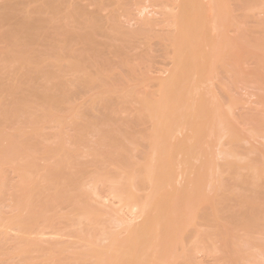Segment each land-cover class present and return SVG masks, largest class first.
Wrapping results in <instances>:
<instances>
[{
  "label": "rangeland",
  "instance_id": "1",
  "mask_svg": "<svg viewBox=\"0 0 264 264\" xmlns=\"http://www.w3.org/2000/svg\"><path fill=\"white\" fill-rule=\"evenodd\" d=\"M196 1L0 0V264H264V0Z\"/></svg>",
  "mask_w": 264,
  "mask_h": 264
},
{
  "label": "bare ground",
  "instance_id": "2",
  "mask_svg": "<svg viewBox=\"0 0 264 264\" xmlns=\"http://www.w3.org/2000/svg\"><path fill=\"white\" fill-rule=\"evenodd\" d=\"M184 1H186V0H184ZM188 1H189V0H188ZM193 1H194V0H193ZM195 1H196V0H195ZM196 2H197V1H196ZM197 3H198V2H197ZM183 4H184V3H183ZM187 4H189V3H187ZM195 4H196V3H195ZM195 4H194V5H195ZM185 5H186V3H185ZM194 5H193V6H194ZM214 6H215V5H214ZM185 8H186V7H184V9H185ZM179 9H181V8H179ZM193 11H194V10H193ZM179 12H180V11H179ZM181 12H182V11H181ZM185 13H187V12H185ZM192 13L194 14V12H192ZM187 15H188V14H187ZM190 16H191V15H190ZM216 17H217V16H216ZM187 18H188V17H187ZM192 18H193V16H192ZM178 22H179V21H178ZM177 25H178V23H177ZM188 26H189V24H188ZM185 28H186V27H185ZM186 29H187V28H186ZM189 29H190V28H189ZM194 29H195V28H193V30H194ZM195 30L197 31V29H195ZM181 32H182V31H181ZM181 32H180V33H181ZM184 32H187V31H184ZM184 32H182V33L184 34ZM183 34L180 35V36H181V37H182V36L184 37V36H186V35L189 36V33H188V34H184V35H183ZM192 34H193V31H192ZM177 36H178V35H177ZM181 37H180L179 40H181V39L183 38V37H182V38H181ZM191 37H192V36H191ZM191 37H190V38H191ZM194 39H195V37H194ZM183 40H184V39H183ZM185 40H186V39H185ZM185 40H184V41H185ZM181 41H182V40H181ZM181 41H180L179 43L182 44V42H183V44H184L185 42H187V41H191V40H186L185 42H184V41L181 42ZM194 41H195V40H194ZM176 42H178V41H176ZM187 43H189V42H187ZM183 44H182V45H183ZM182 45H181V46H182ZM189 45H191V46L193 47V43H192V44L190 43ZM185 47H186V44H185ZM188 47H189V46H188ZM189 48H190V47H189ZM184 49H185V48H184ZM191 49H193V48H190V50H191ZM195 49H196V48H195ZM178 51H179V50H178ZM187 51H188V50H187ZM189 52H190V51H189ZM193 52H194V51H193ZM176 53H177V52H176ZM191 53H192V51H191ZM194 53H195V52H194ZM196 54H197V53H196ZM196 54H192V55L189 54V55L191 56L192 60L194 59V56H193V55H195V57H196ZM179 55H180V54H179ZM192 56H193V57H192ZM180 58H182V54H181V57H180ZM185 58H187V57H185ZM185 58L183 59V61L185 60ZM181 60H182V59H181ZM194 60H195L194 62H196V58H195ZM194 62H193V63H194ZM187 63L190 64L188 61H187ZM193 63H192V64H193ZM192 64H190L191 69H193V68L196 69V67H193V68H192ZM181 65H182V64H181ZM182 66H183V65H182ZM193 66H195V65H193ZM186 67L189 68V65L186 66ZM177 68H178V66H177ZM181 68H182V67H181ZM191 69H189V70H191ZM195 69H194V72H195ZM181 70L184 71L183 69H181ZM186 70H187V69H186ZM198 70H199V69H198ZM182 71H181V72H182ZM178 72H179V71H178ZM184 72H185V71H184ZM189 72H190V71H189ZM189 72H188V73H189ZM194 72H193V73H194ZM184 74L186 75V73H184ZM191 74H192V73H191ZM179 75H180V74H179ZM182 75H183V73H182ZM173 76H174V75H173ZM176 76H178V75H176ZM183 76H184V75H183ZM171 77H172V76H171ZM171 77H170V78H171ZM174 77H175V76H174ZM179 77H180V76H179ZM182 78H183V77H182ZM171 79H173V77H172ZM174 79H175V78H174ZM179 79H180V78H177L176 80L180 81ZM167 81H168V80H167ZM170 81H171V80H170ZM168 83H169V84L164 83V84H165L164 86L161 84L164 88L162 87V89H160V90L162 91L163 89H165V90H163V91H165V93H166V94L164 93V94H162V95H163V96L166 95V97H167V98L164 97L165 99H163V97L161 96L162 101L160 100L159 105L161 106V103H162V107H163V106L165 107V105H166V103H167L169 97H170L171 99L173 98V100H174V97H172V96H175V97H176L177 92H178V91L180 92V90H181V88H182V87H180V85H179L178 88H180V90L177 91L178 88L175 89V88H173V87H172V88L170 87V86H172L173 83H171V82H168ZM178 83H179V82H178ZM178 83H177V84H178ZM182 83H183V82H181V84H182ZM179 84H180V83H179ZM183 85H184V84H183ZM175 91H176V92H175ZM179 92H178V94H179ZM161 93H162V92H161ZM175 94H176V95H175ZM159 98H160V97H159ZM176 98H177V97H176ZM176 98H175V99H176ZM178 98H179V97H178ZM178 98H177V99H178ZM178 101H179V100H178ZM171 102H172V100H171ZM157 103H158V102H157ZM178 103H179V102H177V104H178ZM180 103L182 104L181 101H180ZM169 104H170V102L168 103V106H169ZM177 104H176V105H177ZM159 105H157V106H159ZM174 105H175V103H174ZM179 105H180V104H179ZM179 105H178V106H179ZM182 106H183V105H182ZM169 107H170V106H169ZM179 107H180V106H179ZM179 107H177L178 109L176 108V110H182V107H181V109H179ZM184 107H185V106H184ZM158 109H159V108H158ZM166 109L168 110V107H166ZM170 109H171V108H170ZM161 110H162L163 112H162ZM164 110H165L164 108H163V109L160 108V111L162 112V114H164V112L166 111V110H165V111H164ZM188 110H189V108L187 109V111H188ZM200 110H201V109H200ZM173 111H174V110H173ZM182 111H183V110H182ZM168 112H170V111H168ZM180 112H181V111H180ZM206 112H207V111H206ZM165 113H167V112H165ZM198 113H200V112H198ZM204 113H205V112H204ZM170 114H171V113H170ZM177 114H178V113H177ZM177 114H176V115H177ZM196 114H197V113H196ZM202 114H203V113H202ZM206 114H207V113H206ZM159 115H160V114H159ZM168 115H169V114H168ZM168 115H167V116L165 115V116L168 117ZM172 115H173V114H172ZM182 115H183V114H182ZM160 116H161V115H160ZM163 116H164V115H163ZM173 116H174V115H173ZM183 116L185 117V115H183ZM203 117H204V116H203ZM203 117H202V118H203ZM215 117H216V116H215ZM171 118H172V117H171ZM182 118H183V117H182ZM206 118H207V117H206ZM165 119H168V118H165ZM172 119H173V118H172ZM163 120H164V118H163ZM173 120H175V119H173ZM186 120H188V119H186ZM200 120H201V118H200ZM164 121H165V120H164ZM164 121H162V119H161V122H160V123L164 125V123H163ZM170 121H171V120H170ZM195 121H196V120H195ZM216 121H217V120H216ZM157 122H158V121H157ZM183 122H185V121H183ZM188 122H190V121H188ZM188 122H187V123H188ZM160 123H157V124L160 125ZM170 123H171V122H170ZM199 123H200V122H199ZM167 124H168V126L170 125L169 123H167ZM167 124L165 123V125H167ZM172 124L174 125L175 122L173 121ZM172 124H171V125H172ZM163 125H160L159 127H161V126H163ZM171 125H170L169 127L167 126V128H169L170 130H169V129H166V131L169 130V132H171V130H172V128H170ZM200 125H202V124H200ZM174 126H175V125H174ZM212 126H213V125H212ZM215 126H216V124H215ZM159 127H157V128H159ZM161 128H162V127H161ZM165 128H166V126H165V127L163 126V129H165ZM163 129H160V130H163ZM199 131H200V129H199ZM164 132H165V131L163 130V134H164ZM169 132H168V133H169ZM172 132H173V131H172ZM199 133H200V132H199ZM163 134L161 135L162 139H163ZM169 134H170V133H169ZM165 135L167 136V133H166ZM165 135H164V137L166 138ZM158 137H159V136H158ZM168 137H169V136H168ZM165 138H164V139H165ZM162 139L160 140L161 142H159V143H160V146H159V144H157V145L159 146V149H160V147H162L161 144L164 143V140L162 141ZM166 139H167V138H166ZM156 140H157V139H156ZM168 140H169V138H168ZM168 140H167V141H168ZM158 141H159V140H158ZM158 141H157V142H158ZM165 144H166V143H165ZM157 145H156V146H157ZM170 147H171V146H170ZM170 147H169V148H170ZM167 148H168V147H167ZM159 149H158V150H159ZM158 150H157V153L162 151V150H161V151H158ZM164 151H165V149H164ZM164 151H163V152H164ZM166 152H167V151H166ZM162 154H163V153H162ZM164 155H165V154H164ZM161 156H162V155H161ZM166 157H167V156H166ZM159 158L162 159V157H160V156H159ZM164 158H165V157H164ZM166 159H167V158H166ZM155 160H156V158H155ZM158 160H159V159H158ZM161 161H162V160H161ZM168 162H170V158H169V161H168ZM168 162L165 161V163H168ZM158 163H159V162H158ZM162 165H164V164H162ZM162 165H161V167H162ZM152 166H153V165H152ZM156 166H158V165H156ZM154 167H155V166H154ZM170 168L172 169V167H170ZM150 169H151V168H150ZM162 169H163V171H161L160 169H158V171L160 170L161 172H163V174H164L163 177H165V179L168 178V177H169V174H170V171H171V170L169 169V166H167V164H166V165H164V166L162 167ZM153 171H154V170H153ZM149 172H150V171H149ZM156 172H157V171H156ZM158 173H159V172H158ZM149 174H150V173H149ZM161 174H162V173H161ZM161 174H160V175H161ZM171 174H173V173L171 172ZM146 177H147V175H146ZM138 179H139V178H138ZM161 179H162V178H161ZM166 180H167V179H166ZM141 181H142V180H141ZM146 181H147V180H146ZM162 181H163V180H162ZM159 182H160V181H159ZM164 182H165V181H164ZM164 182H162V183H164ZM167 182H168V180H167ZM138 183H139V182H138ZM159 184H160V183H159ZM155 185H156V184H155ZM157 190H158V189H157ZM155 196H156V194H155ZM149 197H150V196H149ZM160 200H161V199H160ZM160 200H159V201H160ZM162 200H163V199H162ZM138 202H139V201H138ZM167 202H168V201H167ZM125 203H126V202H125ZM141 203H142V202H141ZM143 204H145V203H143ZM143 204L140 205V207L138 208V206H135V205H137V204L135 203V204L133 205V207L135 206L134 208H136V210L139 209L140 211H138V212H140L141 215H144V216H146V217H148V216L150 217V215H148L149 213L147 214V211H148V209H149V204H150V203L148 202V206H145V205H143ZM160 204H161V202H160ZM160 204H159V205H160ZM171 206H172V205H171ZM27 207H28V206H27ZM146 207H148L147 210H146ZM159 208H160V207H159ZM172 208H173V207H172ZM166 210H168V209L166 208ZM131 211H132V208H131ZM133 211H135V210H133ZM168 211H169V210H168ZM155 212H156V211H155ZM171 212H172V211H171ZM176 212H177V211H176ZM152 213H153V212H152ZM153 214H154V213H153ZM149 217H148V218H149ZM149 219H150V218H149ZM149 219H148L147 221H149ZM13 221H14V220H13ZM172 221H173V219H172ZM148 225H149V224H148ZM7 229H8V228H7ZM159 230H160V229H159ZM141 234H142V233H141ZM138 235H139V234H138ZM166 235H167V234H166ZM26 237H27V236H26ZM155 237H156V236H155ZM158 237H159V236H158ZM158 237H157V238H158ZM153 238H154V237H153ZM130 239H131V238H130ZM139 239L141 240V238H139ZM154 239H156V238H154ZM135 241H136V240H135ZM154 241H155V240H154ZM154 241H153V242H154ZM156 241H157V239H156ZM138 243H139V242H138ZM160 243H161V240L159 241V244H158V245H160ZM154 245L156 246V242L154 243ZM155 246H154V247H155ZM157 247H158V246H157ZM160 248H161V247H160ZM133 251L137 252L136 250H133ZM147 251H148V249H147ZM151 252H152V251H151ZM128 253H130V251H129ZM128 253H127V254L125 253V254H126L125 257H127V255H128V257H127L126 259H133L132 257H134V256H132V255H133L134 253L131 252V253H130V255L132 254L131 256H130ZM122 255H123V254H122ZM123 256H124V255H123ZM130 257H131V258H130ZM142 258H144V257H142ZM142 258H140V259H142ZM133 260H134V259H133ZM132 263L134 264V262H132ZM135 263H136V261H135ZM118 264H119V263H118Z\"/></svg>",
  "mask_w": 264,
  "mask_h": 264
}]
</instances>
